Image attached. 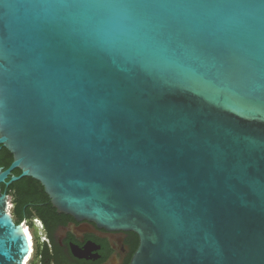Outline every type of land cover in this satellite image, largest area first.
<instances>
[{
  "label": "water",
  "instance_id": "1",
  "mask_svg": "<svg viewBox=\"0 0 264 264\" xmlns=\"http://www.w3.org/2000/svg\"><path fill=\"white\" fill-rule=\"evenodd\" d=\"M2 146L0 264L27 176L130 264H264V0H0Z\"/></svg>",
  "mask_w": 264,
  "mask_h": 264
},
{
  "label": "flooded vegetation",
  "instance_id": "2",
  "mask_svg": "<svg viewBox=\"0 0 264 264\" xmlns=\"http://www.w3.org/2000/svg\"><path fill=\"white\" fill-rule=\"evenodd\" d=\"M12 183L7 185L9 212L16 224L21 223L33 232L25 264L131 263L140 244L136 232L110 229L94 220L59 211L45 189L31 190L18 213L21 195Z\"/></svg>",
  "mask_w": 264,
  "mask_h": 264
},
{
  "label": "trees",
  "instance_id": "3",
  "mask_svg": "<svg viewBox=\"0 0 264 264\" xmlns=\"http://www.w3.org/2000/svg\"><path fill=\"white\" fill-rule=\"evenodd\" d=\"M12 161H13V154L6 147L2 146L0 149V166H3L6 169L10 166ZM14 174L20 175L21 170L18 168L15 169ZM12 186L16 190H18L19 194L21 195V203L19 207L17 208L18 213H21L23 206L25 205V203H27L28 199L26 195L31 190H42L44 192V187L41 184V182L29 176L23 177L20 180L13 182ZM2 188L4 192L9 193V191L7 190L6 184H2Z\"/></svg>",
  "mask_w": 264,
  "mask_h": 264
},
{
  "label": "bare ground",
  "instance_id": "4",
  "mask_svg": "<svg viewBox=\"0 0 264 264\" xmlns=\"http://www.w3.org/2000/svg\"><path fill=\"white\" fill-rule=\"evenodd\" d=\"M27 231H28V233H29V234H30V236H31L30 240H32L33 238H32V235H31V232H30V230H29V229H27ZM27 258H28V257H26V258H25V262H26ZM25 262H24V264H25Z\"/></svg>",
  "mask_w": 264,
  "mask_h": 264
},
{
  "label": "built area",
  "instance_id": "5",
  "mask_svg": "<svg viewBox=\"0 0 264 264\" xmlns=\"http://www.w3.org/2000/svg\"><path fill=\"white\" fill-rule=\"evenodd\" d=\"M24 227H27V226L24 225ZM28 228H29V227H27V229H28Z\"/></svg>",
  "mask_w": 264,
  "mask_h": 264
},
{
  "label": "rangeland",
  "instance_id": "6",
  "mask_svg": "<svg viewBox=\"0 0 264 264\" xmlns=\"http://www.w3.org/2000/svg\"><path fill=\"white\" fill-rule=\"evenodd\" d=\"M32 232V231H31ZM33 234V232L31 233V235ZM33 238V237H32ZM33 240V239H32Z\"/></svg>",
  "mask_w": 264,
  "mask_h": 264
}]
</instances>
